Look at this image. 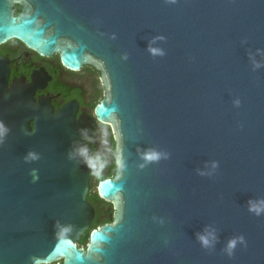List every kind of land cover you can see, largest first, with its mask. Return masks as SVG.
Wrapping results in <instances>:
<instances>
[{"label": "water", "instance_id": "1", "mask_svg": "<svg viewBox=\"0 0 264 264\" xmlns=\"http://www.w3.org/2000/svg\"><path fill=\"white\" fill-rule=\"evenodd\" d=\"M13 39L103 72L112 96L95 115L120 121L125 177L98 192L125 204L76 246L92 212L67 110L31 131L4 79L0 264H264V213L248 210L264 200V0H0V44Z\"/></svg>", "mask_w": 264, "mask_h": 264}, {"label": "flooded vegetation", "instance_id": "2", "mask_svg": "<svg viewBox=\"0 0 264 264\" xmlns=\"http://www.w3.org/2000/svg\"><path fill=\"white\" fill-rule=\"evenodd\" d=\"M21 13L22 6L14 5L13 16L18 17ZM4 79L8 92L28 102L31 131L37 114L50 111L56 115L67 110L66 116L73 126L74 178L77 172L79 175L82 171L86 173V203L92 212L88 229L76 243L78 248L86 250L90 232L116 225V218L121 215L125 204L123 193L106 200L98 192L101 181L118 182L125 177L120 121L115 115L109 121H100L95 115L98 104L104 100L110 102L109 81L96 65L69 69L61 62L59 54L41 55L15 39L0 44V82Z\"/></svg>", "mask_w": 264, "mask_h": 264}, {"label": "clouds", "instance_id": "3", "mask_svg": "<svg viewBox=\"0 0 264 264\" xmlns=\"http://www.w3.org/2000/svg\"><path fill=\"white\" fill-rule=\"evenodd\" d=\"M171 2H175V0H171ZM151 52L154 54H159L163 55L162 52H158V50L155 49H150ZM236 104H239V101H236ZM7 128L3 125V123H0V139L3 138L4 135L7 133ZM30 156L35 159L36 157L33 154H30ZM161 158V155L153 153L151 155H148L146 159L148 161H157ZM218 165L214 162L212 164V168L215 169ZM200 175H206L204 172H200ZM249 212L254 213L255 215L259 216L262 213H264V200L261 201H249ZM198 241L201 243V245L205 248H209L212 246V240L215 239L214 235L211 233H206V234H200L197 236ZM237 242L239 243H244V238L239 237L233 240H230L226 246V251L229 257L233 254V250L236 247Z\"/></svg>", "mask_w": 264, "mask_h": 264}, {"label": "trees", "instance_id": "4", "mask_svg": "<svg viewBox=\"0 0 264 264\" xmlns=\"http://www.w3.org/2000/svg\"><path fill=\"white\" fill-rule=\"evenodd\" d=\"M82 243V242H81Z\"/></svg>", "mask_w": 264, "mask_h": 264}]
</instances>
